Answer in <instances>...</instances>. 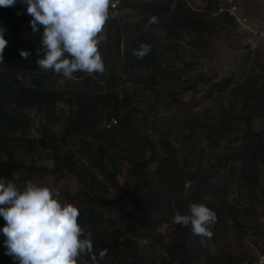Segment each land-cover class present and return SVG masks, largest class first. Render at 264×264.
I'll return each mask as SVG.
<instances>
[{"label":"rangeland","instance_id":"rangeland-1","mask_svg":"<svg viewBox=\"0 0 264 264\" xmlns=\"http://www.w3.org/2000/svg\"><path fill=\"white\" fill-rule=\"evenodd\" d=\"M206 1L208 0H192L189 6L192 9L203 7ZM209 1L215 3L213 1L217 0ZM242 13L249 15L250 20L260 21V27L264 29V9L245 3L242 6ZM215 24L217 26L213 32L196 33L191 36L182 33L173 40H167L161 31L155 30L149 24L145 15H139L136 9H126L121 12L118 19L119 55L130 50L138 39L144 38L156 49L164 50L163 61H160L162 67L168 72L180 71L175 73V77L172 75L171 79L166 75L168 72H163V77L158 79L160 84L152 87L149 80H139L154 74L152 69L141 71L138 75L140 78L121 73L118 63L112 69L121 81L116 85L117 92L119 95L126 94L136 109L137 120L131 125L130 130L146 143L142 155L149 161L144 173L150 190L141 191L139 196L142 194L150 196L153 192L155 197L161 189L162 182L159 178L168 177L170 181L167 183L164 197L173 205L178 202L176 204L184 206L181 201L187 198L191 201L196 199V203L209 201L215 204L218 198L220 207L214 205L211 209L217 217L211 228V238L201 242L192 234L190 226H181V230L187 233L186 245L189 249L201 251L199 257L190 264H255L257 255L264 248L262 194L264 168L261 170L257 187L244 184L236 175L230 177L227 174L230 159L222 166L221 163L225 160L222 157L233 155L232 151L243 142L241 136L243 126L230 128L231 124L229 122L226 124L223 112L233 106L231 87L243 83L249 88L251 81H255L256 85L252 82L251 84L258 87L264 79V72L259 69L264 62V39L258 41L257 48L250 51L242 48L240 36L233 26L220 23L218 20ZM105 31L106 27L104 36ZM104 49L105 40L99 45L102 58ZM149 61L150 59L147 62ZM185 63L190 64V67H183ZM59 75L58 79L51 78L47 85L49 89L58 91L83 89L81 80L66 79L62 74ZM18 78L27 83L22 76L18 75ZM154 78L157 79L158 76ZM223 78H229L232 81L231 86L224 93L212 91L210 98L207 97L209 85ZM4 105L7 110L23 111L33 121L29 131L15 134V137L31 143L18 149L17 159L22 168L12 175L9 182L23 189L25 183L31 180L58 191L62 204L71 203L77 208L89 207L92 202V210L98 213L100 218L94 226L96 232H100L105 238L115 234L116 230L123 232L125 225L131 223L133 217L132 203L127 194L130 193L134 175H131L130 166L121 150L115 152L117 154L112 156L110 163L107 164L117 169L115 182L120 185V189L109 183L92 167L96 155L92 162L89 161L91 152L97 146L95 142L105 146L107 139L98 141L87 135L67 137L65 144L59 148V155L71 156L75 174L60 175L53 168L51 151L37 146L34 142L38 139V123L43 121V113L37 114L32 109L25 108L14 97L8 99ZM72 110V106L63 103L56 105L52 128L54 132L59 131ZM103 116V120L109 117L107 114ZM173 118L186 121L194 118L210 125L220 122L219 128L222 130L218 135L210 132V129L201 132L196 128H189L188 125L186 128H180L176 126ZM252 127L254 131H261L264 134V111L262 119L256 118L252 121ZM108 135L115 136L112 130L108 131ZM115 137V145L122 143V138H117V135ZM108 152L110 153L111 149ZM27 167L36 170L29 171L31 177H27ZM110 169L108 166L107 170ZM189 172L198 178L202 173H207L202 186L204 195L197 194L200 192L197 182L183 181L182 175ZM92 176L94 179H91ZM220 186H223L224 190L217 193L216 198L213 197L215 188ZM185 214H189V208ZM164 217L163 214L154 215L150 230L142 231L148 235V248L144 247L139 239H135L129 249L120 252V259L126 261L128 258L136 257L142 250L143 254L138 264H157L156 259L163 255L162 245L177 236L173 226L166 222L160 223ZM78 264L87 263L79 259Z\"/></svg>","mask_w":264,"mask_h":264},{"label":"trees","instance_id":"trees-1","mask_svg":"<svg viewBox=\"0 0 264 264\" xmlns=\"http://www.w3.org/2000/svg\"><path fill=\"white\" fill-rule=\"evenodd\" d=\"M191 1L188 0L187 3V0H122L118 7V15L113 17L110 14V19L105 25L106 39L103 60L106 72L92 75L84 72L74 73V77L81 80L83 86V89L75 91H58L47 87L51 78L58 79L60 75L52 71L45 72L36 64L37 59L43 58L42 28L39 32L32 33L29 24L31 17L26 14V5L17 0L14 7L0 8V28L5 29L4 38L8 42L3 53V61L0 62V178L9 181L12 175L22 168V164L17 159L18 149L27 143L29 146L31 143V141L15 137V134H24L25 131H29L33 121L23 111L6 109L4 104L11 97L18 99L25 108L32 109L37 114L43 113L44 119L38 123V139L34 142L37 146L51 151L50 158L56 173L63 176L75 174L71 156L59 155V148L65 144L67 137L87 135L90 138L98 139V141L101 139L108 140L105 146L95 142L96 149L91 152L89 157V161L92 162L94 155L97 156L92 167L97 170L98 174L103 175L104 179L120 189V185L115 182V176L118 174L117 169L113 165L107 164L110 163L112 156L117 154L115 152L121 150L130 166L131 175H134L130 193L127 194L132 203L133 217L131 223L125 225L123 232L116 230L115 234L109 238L103 237L100 232L94 230V226L100 218L98 213L92 210L93 203L90 202L89 207H78L80 225L86 233H92L91 239L94 252L97 254L98 264H138L143 254L142 250L138 256L128 258L126 261L120 259V252L129 249L135 239H139L141 244L148 248V243H143L148 241V235L146 236L142 231L148 232L153 216L160 214L165 216L160 223L166 222L173 226L177 231V236L162 245L163 255L156 259L157 264H190L201 253L199 249L195 251L189 249L186 245L187 233L181 230V225L172 223L174 215L177 213L185 214L189 205L197 202L196 199L191 201L187 198L181 201L184 206L176 204L178 202L173 205L164 197L167 191V183L170 181L168 177L159 178L162 182L161 189L155 197H153V192L150 196L146 194L139 196L141 191L150 190L149 182L145 180L144 173L149 161L144 159L142 155L146 143L138 135L133 134V130H130L131 125L137 120L136 109L126 94L119 95L117 92L116 85L121 81L112 69L118 63L121 73L132 74L133 76H138L144 69H152L154 74L149 75L146 79L139 76L138 78L141 81L149 80L152 87L159 85L158 79L163 77V72H168L165 67L160 65V61H163L162 53L164 50L162 48L156 49L154 45L148 44L144 38H140L130 50L119 55L118 19L121 12L126 9L138 10V14L145 15L149 21L152 17H156L158 22H149V24L155 30L161 31L167 40H173L182 33L191 36L196 33L213 32L217 26L215 24L217 18L210 16L209 13L215 8L216 1L212 3L208 0L203 7L195 8L201 9V12H195L193 11L195 9L190 8L189 2ZM218 21L230 26L233 25L230 18L223 17ZM144 45L148 47H142ZM21 51L30 53L27 60L20 56ZM149 59L150 61L147 62ZM183 67H190V64L185 63ZM259 69L264 72V62ZM179 71L168 72L166 75L171 79L172 75L175 77V73H179ZM18 75L27 80V83L21 81ZM156 75L158 76L157 79L154 78ZM138 78L136 77V79ZM231 82L229 78H223L216 83H211L207 97L210 98L212 91L224 93L231 86ZM251 82L256 85L255 81ZM251 82H249V88L241 83L230 89L233 106L229 107L228 111L223 112V114L227 120L226 124L228 122L231 124L230 128L231 126H243L241 135L243 142L232 151L233 155L222 157L225 160L221 164L225 166L230 159L227 174L230 177L236 175L244 184L257 187L261 170L264 168V134L261 131H254L252 121L256 118L262 119L263 116L264 79L258 87ZM58 103L72 106L73 110L69 112L59 131L54 132L52 128L54 126L55 108ZM106 114L109 116L106 117L107 119L114 118L116 120V124L108 130L101 128V123L105 121L103 115ZM173 119L176 126L180 128H186L188 125L189 128H196L201 132L210 129V132L218 133V135L222 130L219 128L220 122L210 125L194 118L187 119V121L178 118ZM110 130L115 136L117 135V138H122V143L115 145L116 137H109L108 131ZM115 148L117 149L115 150ZM110 149L111 152L109 153L108 150ZM108 166L111 168L110 171L107 170ZM27 170V177H31L29 171H36L33 167H27ZM182 177L184 178L183 181L197 182L200 191L197 194L199 196L204 195L202 186H204L207 173H202V176L198 178L194 173L189 172L183 174ZM91 179L94 177L92 176ZM222 190H224L223 186L215 188L213 197L216 198L217 193L222 192ZM262 194L264 195V190ZM216 199L215 204L209 201H202V204L210 209L214 205L220 207L221 203L218 198ZM4 225L5 221L0 218V228ZM4 240L5 237L0 232V264H14L12 258L5 255ZM105 248L108 253L104 260L100 261L98 253ZM80 260L91 264V259L88 256H83Z\"/></svg>","mask_w":264,"mask_h":264},{"label":"clouds","instance_id":"clouds-1","mask_svg":"<svg viewBox=\"0 0 264 264\" xmlns=\"http://www.w3.org/2000/svg\"><path fill=\"white\" fill-rule=\"evenodd\" d=\"M17 0H0V8L14 7ZM31 17L32 33L42 28L43 58L36 64L45 72L74 79V73L104 74L106 67L99 45L106 39L105 25L110 19L113 0H20ZM19 15V13H18ZM150 23H157L152 17ZM5 29L0 28V62L7 47ZM142 47L147 48V45ZM30 53L21 51L27 60ZM40 55V53H38ZM0 228L5 240V255L14 264H78L83 256L98 264L92 233L79 223L80 212L71 203H61L59 192L29 180L23 189L0 178ZM217 221L213 210L202 203L189 205V214H175L172 223L191 227L201 242L211 238ZM144 244L149 243L144 241ZM108 250L98 253L104 260Z\"/></svg>","mask_w":264,"mask_h":264},{"label":"built area","instance_id":"built-area-1","mask_svg":"<svg viewBox=\"0 0 264 264\" xmlns=\"http://www.w3.org/2000/svg\"><path fill=\"white\" fill-rule=\"evenodd\" d=\"M122 0H113L110 7V14L113 17L118 15V7ZM255 5L264 9V0H217L215 8L209 13L210 16L221 20L223 17L230 18L236 33L240 36L242 48L254 50L258 41L264 39V29L260 27V21L250 20L249 15L242 13L243 4ZM191 8V7H190ZM192 9V8H191ZM201 12V9L193 10ZM116 124L114 118H109L101 123V128L108 130ZM255 264H264V248L257 255Z\"/></svg>","mask_w":264,"mask_h":264}]
</instances>
